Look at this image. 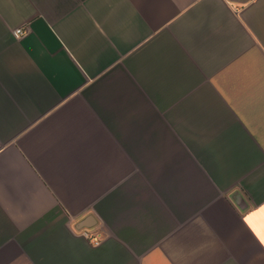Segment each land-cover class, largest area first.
Returning a JSON list of instances; mask_svg holds the SVG:
<instances>
[{"label": "crops", "instance_id": "crops-1", "mask_svg": "<svg viewBox=\"0 0 264 264\" xmlns=\"http://www.w3.org/2000/svg\"><path fill=\"white\" fill-rule=\"evenodd\" d=\"M0 264H264V0H0Z\"/></svg>", "mask_w": 264, "mask_h": 264}, {"label": "built area", "instance_id": "built-area-1", "mask_svg": "<svg viewBox=\"0 0 264 264\" xmlns=\"http://www.w3.org/2000/svg\"><path fill=\"white\" fill-rule=\"evenodd\" d=\"M22 35V31L20 30V29H17V30H15L14 32H13V36L15 37V38H18L19 36H21ZM90 240H91V243L94 245V246H97V245H99L100 244V241H101V239H99V237L98 236H92V237H90Z\"/></svg>", "mask_w": 264, "mask_h": 264}, {"label": "rangeland", "instance_id": "rangeland-1", "mask_svg": "<svg viewBox=\"0 0 264 264\" xmlns=\"http://www.w3.org/2000/svg\"><path fill=\"white\" fill-rule=\"evenodd\" d=\"M87 236H88V234H87ZM92 236L94 237V236H95V234H91V235H89V237H92ZM99 239H100V238H99Z\"/></svg>", "mask_w": 264, "mask_h": 264}]
</instances>
